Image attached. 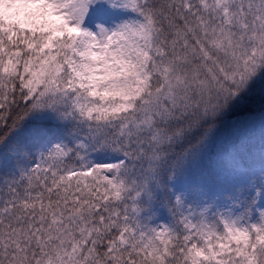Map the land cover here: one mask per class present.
<instances>
[{"label": "snow or ice", "instance_id": "6c2138e0", "mask_svg": "<svg viewBox=\"0 0 264 264\" xmlns=\"http://www.w3.org/2000/svg\"><path fill=\"white\" fill-rule=\"evenodd\" d=\"M0 264H264V0H0Z\"/></svg>", "mask_w": 264, "mask_h": 264}]
</instances>
